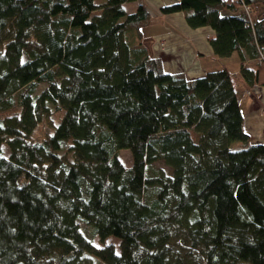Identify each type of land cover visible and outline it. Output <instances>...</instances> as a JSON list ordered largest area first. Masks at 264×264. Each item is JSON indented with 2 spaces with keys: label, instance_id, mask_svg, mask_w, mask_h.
<instances>
[{
  "label": "trees",
  "instance_id": "16d2710c",
  "mask_svg": "<svg viewBox=\"0 0 264 264\" xmlns=\"http://www.w3.org/2000/svg\"><path fill=\"white\" fill-rule=\"evenodd\" d=\"M124 2L0 0V264H264V142L230 72H165L150 11ZM159 11L209 26L214 54L253 58L240 76L264 84V18L236 0Z\"/></svg>",
  "mask_w": 264,
  "mask_h": 264
},
{
  "label": "crops",
  "instance_id": "0c3cea01",
  "mask_svg": "<svg viewBox=\"0 0 264 264\" xmlns=\"http://www.w3.org/2000/svg\"><path fill=\"white\" fill-rule=\"evenodd\" d=\"M136 1L137 6L143 4L150 11L151 20L143 28V40L150 54L161 59L163 70L181 73L186 79H191L208 70L226 67L237 93L244 130L249 134L251 142H264V84L255 83L248 87L239 72L241 63L254 66L255 60L245 54L242 61L237 51L225 57L214 54L209 43L214 35L213 29L209 26L190 28L182 12L163 14L159 11L160 6L174 0ZM250 3V15L255 19L264 18V0H252ZM223 12L232 11L226 9ZM145 29H150L148 35L144 34Z\"/></svg>",
  "mask_w": 264,
  "mask_h": 264
},
{
  "label": "rangeland",
  "instance_id": "374dc122",
  "mask_svg": "<svg viewBox=\"0 0 264 264\" xmlns=\"http://www.w3.org/2000/svg\"><path fill=\"white\" fill-rule=\"evenodd\" d=\"M96 1L99 3V2L104 1V0H96ZM134 2H135V0H125V2L123 3V6H124V8H125V10L127 12H130V11L134 10L137 7V1L135 3ZM131 4H133V5H131ZM97 12H98V10H97ZM149 30L150 29H145L144 30V34L148 35V33H150ZM41 86H42V84H41ZM41 86L39 87V89L41 88ZM235 86H236V88L238 90V88H239L238 85L235 84ZM45 129H47V126L43 124V125L39 126L36 129L35 133L38 134V135H41L42 134L41 132H43ZM238 145L239 144L236 142V143H234L232 145V148H237ZM4 153L8 154V151L6 150L5 147H4ZM118 156L121 158V160H122V162H123V164L125 166L130 165V163H131V155H130L129 150H127V149L120 150ZM155 165L157 167L162 168L165 172L168 171V167L162 161L156 162ZM107 242H113V243L117 244L118 240L116 238L110 237V238L107 239ZM93 243L96 246H99V242L97 241L96 237L93 239ZM79 264H101V262L95 256L87 255L86 257L83 258L82 261L79 262Z\"/></svg>",
  "mask_w": 264,
  "mask_h": 264
},
{
  "label": "built area",
  "instance_id": "2783aa9c",
  "mask_svg": "<svg viewBox=\"0 0 264 264\" xmlns=\"http://www.w3.org/2000/svg\"><path fill=\"white\" fill-rule=\"evenodd\" d=\"M239 1L241 6L244 8L248 18L250 19L251 9L248 4L244 3L243 0H236ZM257 60L264 62V44L263 46L258 48Z\"/></svg>",
  "mask_w": 264,
  "mask_h": 264
},
{
  "label": "bare ground",
  "instance_id": "6f19581e",
  "mask_svg": "<svg viewBox=\"0 0 264 264\" xmlns=\"http://www.w3.org/2000/svg\"><path fill=\"white\" fill-rule=\"evenodd\" d=\"M148 52V51H147Z\"/></svg>",
  "mask_w": 264,
  "mask_h": 264
}]
</instances>
